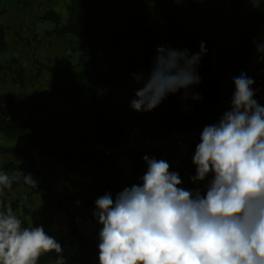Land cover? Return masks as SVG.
Here are the masks:
<instances>
[{
  "label": "trees",
  "instance_id": "1",
  "mask_svg": "<svg viewBox=\"0 0 264 264\" xmlns=\"http://www.w3.org/2000/svg\"><path fill=\"white\" fill-rule=\"evenodd\" d=\"M68 0L67 16L63 21L54 9L47 10L42 18L52 21V33L70 36L78 44V59L65 69L52 68L35 61L38 74L47 70L52 81L35 91H0V154H10L21 159L17 164L5 165L12 177L18 171L31 174L37 181L35 192L42 198L44 210L53 206L68 214L65 237L72 238L76 248L70 259L60 264H99V231H82L78 224V210L95 207V200L106 193L113 200L118 192L133 184H142L140 177L147 171L145 155L156 158L155 151L136 154L126 167L115 158L105 156L95 149L97 143L116 145L123 141L135 127L145 135L167 138L199 126L215 118V106L225 80L226 87L235 91L233 77L245 72L254 46L264 35V0H256L250 13L241 15L247 0ZM151 6V12H148ZM114 13L117 27L107 25ZM158 24L149 23L150 16ZM6 27L0 24V48H6ZM205 42L206 53L196 66L202 78L199 84L168 94L151 111H136L130 104L135 92L143 86L133 74H143L147 79L151 72L157 48L164 46L177 50L187 49L189 55L200 51ZM255 41L256 43H253ZM137 45L139 54H131L121 64L116 63L125 45ZM220 55L215 70L212 67L214 50ZM110 66L103 70L100 59ZM17 66L0 64V73L9 72L14 84L26 85V69L12 59ZM127 89L125 97L117 93ZM202 99L195 100L193 94ZM61 108L53 111L52 101ZM8 117V118H7ZM4 140L12 144H4ZM45 156L54 163L66 165L72 170L86 171L90 186L86 190L70 192L67 188L57 191L35 166L36 160ZM169 171L178 172L182 183L178 187L192 190L199 187L204 194V181L193 182L190 175L170 165ZM24 184L23 179L14 181L10 189L0 194V211L10 205L13 212L19 208L6 196ZM21 208L27 212L26 206ZM50 222H48V225ZM22 225H25L23 220ZM47 233L53 236L48 226ZM64 238L57 239L61 245ZM54 251L42 254L37 264H49Z\"/></svg>",
  "mask_w": 264,
  "mask_h": 264
},
{
  "label": "clouds",
  "instance_id": "2",
  "mask_svg": "<svg viewBox=\"0 0 264 264\" xmlns=\"http://www.w3.org/2000/svg\"><path fill=\"white\" fill-rule=\"evenodd\" d=\"M206 51L203 41L191 55L158 47L147 79L133 74L143 86L131 108L151 111L181 89L187 97L188 87L201 82L196 66ZM257 51L264 53V44ZM233 82L230 110L203 128L192 157L193 182L213 177L204 194L178 187L182 180L168 162L145 155L142 184L125 187L114 200L110 193L95 200L99 264H264V106L253 98L252 78L241 72ZM21 179L38 187L30 173L0 172V194ZM21 225L10 205L0 211V264H37L42 254L62 253L43 226Z\"/></svg>",
  "mask_w": 264,
  "mask_h": 264
},
{
  "label": "rangeland",
  "instance_id": "3",
  "mask_svg": "<svg viewBox=\"0 0 264 264\" xmlns=\"http://www.w3.org/2000/svg\"><path fill=\"white\" fill-rule=\"evenodd\" d=\"M256 0H248V2L254 3ZM68 3V0H34V6L41 9L44 13L49 9H54L57 13H59L63 19V21L66 19L67 11H66V5ZM41 7V8H40ZM222 7L226 8V1L222 0ZM250 6L246 3L243 6L241 10V15L245 16L246 14L250 13ZM152 8L151 6L148 9V12H151ZM38 15L35 14V17ZM158 19L154 16H150L149 23L151 25L158 24ZM49 24L51 26H54V23L52 21H49ZM107 25L111 27H117V19L114 13H112L108 19H107ZM18 28V27H17ZM7 29H10L12 33L20 34L19 36L23 40H26L25 42L29 43L31 41L40 43L41 39L38 37V33L34 35H24L23 29H13V25H7ZM22 34V35H21ZM64 44L67 45V48L65 49L64 55L57 56L54 58H50L45 61V64L57 69H65L68 67H72L78 59V44L75 41L74 38H71L70 36H64L63 37ZM31 50L26 49L25 53L26 56H30L28 54ZM139 54V48L137 45H125L123 46L120 56L116 63L121 64L124 58L131 54ZM12 59H17L18 64H22V60L18 57L13 56V53H11L9 50H6V48H0V64L9 66H17L16 63L12 62ZM38 61L39 59H36L33 57H29V64L28 68L29 70L25 73L26 78V85L24 87L19 86L17 84H14L11 81L12 76L9 72H2L0 73V91H34V87L37 88V90L43 89L52 81V74L44 70L42 72V75H36V72L34 71V61ZM100 66L103 70H106L110 66V62L106 59L101 58L100 59ZM36 68V67H35ZM38 83V84H36ZM222 86L225 85V80L222 78L221 80ZM129 91L127 89L121 90L117 93L118 97H125ZM50 108L53 111H59L61 106L57 101H52L50 104ZM0 109L2 110L3 107L0 105ZM4 144L10 145L12 144L11 141H3ZM9 162L14 163H21V159L17 158L16 156L10 155V154H0V172H6L5 165H7ZM40 172L45 176L47 179V182L51 188L57 191H62L63 188H67L70 192L79 191V190H86L90 186V180L86 173V171L83 170H72L66 165L56 164L54 163L50 158H47L45 156H41L36 160L35 165ZM32 178L36 181L34 176ZM36 188L31 189L28 185L23 184L18 189L8 192L6 194L8 200L10 202H17L19 205V208L14 211V213L18 216L19 219L23 222L25 220V225H21L23 227H31V226H43L45 232L47 233V228L49 226L50 231L53 233V236L56 240L59 238H64L62 246V253L57 254L54 253V256L49 264H60L64 261H67L70 259L71 255L75 251L76 245L72 238L65 237L67 229H68V214L62 209L58 208L56 206H53L49 209L44 210L42 208V198L39 194L35 192ZM21 206H26L28 208V211L25 212ZM94 211L95 207L86 209V210H78V224L82 231L86 233H91L93 230H95L98 227L102 228V225L98 223V219L94 217ZM48 222L50 224L48 225ZM48 234V233H47ZM79 264V263H74Z\"/></svg>",
  "mask_w": 264,
  "mask_h": 264
},
{
  "label": "built area",
  "instance_id": "4",
  "mask_svg": "<svg viewBox=\"0 0 264 264\" xmlns=\"http://www.w3.org/2000/svg\"><path fill=\"white\" fill-rule=\"evenodd\" d=\"M264 44V35L261 40L254 46L248 66L245 70L247 77L252 78L255 82L251 86L254 90V99L261 106H264V53L257 51V46ZM220 55L214 50L212 56V67L217 70V64ZM233 93L229 88L223 85L219 93V100L215 106V118L187 130L180 131L167 138H158L145 135L139 128H133L123 141L116 145H105L97 143L95 149L105 156L116 159L120 166L126 167L130 164L131 158L136 154L155 151L158 154V160L163 159L170 165L176 166L182 170L184 175H190L196 168L192 162L196 145L200 143V134L207 125L218 123L225 111L231 108V99ZM5 108V103L2 104ZM8 118V117H7Z\"/></svg>",
  "mask_w": 264,
  "mask_h": 264
},
{
  "label": "crops",
  "instance_id": "5",
  "mask_svg": "<svg viewBox=\"0 0 264 264\" xmlns=\"http://www.w3.org/2000/svg\"><path fill=\"white\" fill-rule=\"evenodd\" d=\"M33 4L34 0H0V24L6 27V50H9L13 53V56L22 60V65L26 69V72L29 70V57L39 59L38 61L44 64L50 58H54L55 60L57 56L63 57L67 48V45L63 42V37L52 33L54 26L49 24V20L42 18L44 12ZM247 5L251 7L250 11L254 7V3L248 2V0L246 1ZM35 14L38 16L35 17ZM7 25H13V29H23V32L20 33H24L25 36L38 33L41 42L31 41L29 44L21 38L23 36L20 37V34L12 33L10 29H7ZM27 48L31 50L28 53L30 54L28 57L25 53ZM35 67H38V65L34 61V71L36 75H39ZM35 90H37L36 87H34ZM212 178V174L210 173L206 177V183Z\"/></svg>",
  "mask_w": 264,
  "mask_h": 264
}]
</instances>
